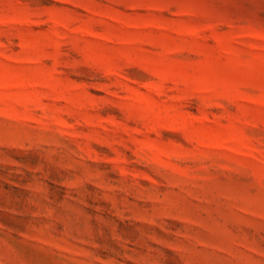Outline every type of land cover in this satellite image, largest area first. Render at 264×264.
<instances>
[{"label":"rangeland","instance_id":"374dc122","mask_svg":"<svg viewBox=\"0 0 264 264\" xmlns=\"http://www.w3.org/2000/svg\"><path fill=\"white\" fill-rule=\"evenodd\" d=\"M0 264H264V0H0Z\"/></svg>","mask_w":264,"mask_h":264}]
</instances>
